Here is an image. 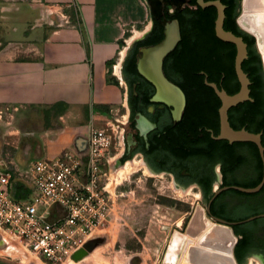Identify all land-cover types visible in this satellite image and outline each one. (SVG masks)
Wrapping results in <instances>:
<instances>
[{"label":"crops","instance_id":"crops-1","mask_svg":"<svg viewBox=\"0 0 264 264\" xmlns=\"http://www.w3.org/2000/svg\"><path fill=\"white\" fill-rule=\"evenodd\" d=\"M152 24L149 0H0V118L26 121L39 110L45 120V108L66 107L28 132L23 154L85 152L91 123L112 131L108 116L127 103L126 54Z\"/></svg>","mask_w":264,"mask_h":264},{"label":"trees","instance_id":"trees-1","mask_svg":"<svg viewBox=\"0 0 264 264\" xmlns=\"http://www.w3.org/2000/svg\"><path fill=\"white\" fill-rule=\"evenodd\" d=\"M222 1L229 4L226 9L225 28L242 35L248 43V57L243 61L242 66L251 79L250 96L252 99L232 106L229 110L230 121L235 128L245 127L254 132H261L264 144V68L262 57L256 47L255 36L244 31L237 23L239 0ZM174 5H176L174 11H170L171 6ZM151 9L154 20L153 28L143 38L135 41L123 64V75L128 83L130 101L133 102V97H138L142 104L149 101L154 92L153 89L141 88V85L137 88L133 86L142 76L137 68L141 47L160 42L165 36V23L172 18H177L181 25V40L166 56L164 68L169 66L170 70L177 74L178 79L172 75L171 71L166 73L167 77L180 85L187 93L190 107L187 109L186 115L196 114L199 124L206 122L205 114L216 117V121L210 120V125L218 132L221 99L212 86L206 82V75L197 73V71H205L209 81L217 82L221 88H225L229 93L237 92L241 84L235 68L236 45L233 42L224 41L216 35L217 9L215 7L203 8L197 4V0H191L190 4L184 7L183 0H164L162 6L155 7L152 5ZM113 62L114 60L109 61L111 65ZM135 91L138 92L137 96L134 95ZM65 109L66 107L60 108L58 104L45 108L46 124H51L52 118L65 111ZM178 137L179 135L175 137L176 140L179 139ZM252 144L253 151L259 160L256 170L257 177L252 182H241L244 186H255L263 178L264 165L259 148L256 143ZM211 145L214 149H217L216 153L219 151L221 154L226 153L227 155L226 163L223 165L225 175L227 170L232 169L239 161V157L235 154L237 143L230 144L226 140H212ZM228 162H230V166L227 165ZM6 170L11 172L14 196L16 198L30 197L33 192L30 182H27L24 178H17L13 170ZM201 185L205 195L210 199L213 196L212 183L207 179H202ZM232 193L250 198L261 197V200L257 206L252 208L239 204L227 212L225 208L218 209L216 212L218 215L225 216L229 220H241L250 215L264 212V186L260 191L254 193L231 188L219 195L224 196ZM244 209L246 211L243 213ZM261 223V218H255L245 223L241 222L233 225L235 232L239 235L235 252L240 263L245 262L247 256L258 249L253 244L258 241L257 231L264 234Z\"/></svg>","mask_w":264,"mask_h":264},{"label":"rangeland","instance_id":"rangeland-1","mask_svg":"<svg viewBox=\"0 0 264 264\" xmlns=\"http://www.w3.org/2000/svg\"><path fill=\"white\" fill-rule=\"evenodd\" d=\"M129 36L130 33L126 37L131 41L133 37ZM126 50L123 48L121 53ZM121 53H117L116 61H121ZM18 118L10 111L0 118V165L23 179L28 163L40 156L33 154L36 152L23 154L25 144L34 136L28 132L47 124L39 110L26 121ZM108 118L112 127L108 131L114 141L107 165L111 209L105 225L87 238L88 253L82 259L70 258L62 264H162L172 233L184 232L197 204H207L199 186L181 188L175 185L173 173L153 170L139 151L127 152L123 136L129 130L128 103ZM127 159L139 161L130 172L121 170ZM56 213L61 214L62 210L57 209ZM0 257L5 264H48L22 241L1 232ZM251 261L259 264L256 257H251Z\"/></svg>","mask_w":264,"mask_h":264},{"label":"built area","instance_id":"built-area-1","mask_svg":"<svg viewBox=\"0 0 264 264\" xmlns=\"http://www.w3.org/2000/svg\"><path fill=\"white\" fill-rule=\"evenodd\" d=\"M113 147L111 133L91 123L85 152L69 148L29 164L24 179L33 192L27 198L14 196L11 172L0 165V229L48 264L72 258L107 221L111 209L107 165Z\"/></svg>","mask_w":264,"mask_h":264},{"label":"water","instance_id":"water-1","mask_svg":"<svg viewBox=\"0 0 264 264\" xmlns=\"http://www.w3.org/2000/svg\"><path fill=\"white\" fill-rule=\"evenodd\" d=\"M150 1V0H149ZM202 6L214 5L217 8V17L215 20L216 35L228 42H233L237 47V53L235 57V68L240 81V89L235 93H229L226 89H222L216 82H206L214 87L217 94L221 99V105L219 107L220 116V133L218 138H226L231 142L233 141H253L257 144L259 152L264 165V144L262 141V133L254 132L245 127L235 128L229 118V110L232 106L239 104L245 100L252 99L250 96L251 79L248 73L244 70L242 64L248 57V43L245 41L242 35H238L232 30L226 29L224 26L226 18L227 5L222 0H198ZM152 8V2L150 1ZM237 23L244 31L252 34L256 38V47L261 54L263 68H264V0H239L238 5ZM181 40V27L178 19H173L165 25L164 38L155 44L141 47V55L137 62V68L139 72L154 83L156 90L151 100L153 102L166 103L173 107V113L175 118H180L182 111L186 105V95L183 89L170 80L164 71V59L175 48L178 42ZM140 120L148 126L154 124L145 116L141 115ZM133 130L129 128L126 134L123 136L125 147H128L127 135ZM133 151H138L132 149ZM153 170V167H151ZM168 171V170H158ZM173 173V172H171ZM174 174L175 185L179 187H187L197 185L192 182H181ZM245 180V179H244ZM216 186L218 183L215 184ZM198 186V185H197ZM264 186V168L263 178L255 186H243V185H225L222 187L214 188L213 196L210 199L212 201L221 191L229 187H234L244 192H257ZM200 188V186H199ZM201 192L202 189L200 188ZM204 201L208 203V197L202 192ZM228 199L234 201L236 205L243 204L247 208L255 207L259 204L261 197H244L239 194L232 193L228 196ZM247 202V203H246ZM249 202V203H248ZM246 203V204H245ZM201 210L203 213L202 218L199 216L198 224L201 226L209 224L212 221L216 226H223L226 229L222 232H217L214 235L211 234V230L206 235L200 236L199 229L194 230L192 223L197 211ZM246 209L243 210V213ZM200 212V213H201ZM255 218L262 221V229L264 230V212L253 214L241 220H229L224 217L211 214L210 205L205 207L202 204H197L191 220L189 221L186 230H175L170 238L167 253L165 255L163 264H242L238 261L236 256V244L238 236L236 235L233 225L247 222ZM263 218V219H262ZM198 238V240L196 239ZM233 238V246L231 249L227 248V240ZM197 240V241H196ZM176 249V255L169 258L170 249ZM90 248L89 241H86L84 245L78 248L73 254V259H82ZM251 257H256L259 260V264H264V257L260 253H252L247 256L245 264H250Z\"/></svg>","mask_w":264,"mask_h":264},{"label":"flooded vegetation","instance_id":"flooded-vegetation-1","mask_svg":"<svg viewBox=\"0 0 264 264\" xmlns=\"http://www.w3.org/2000/svg\"><path fill=\"white\" fill-rule=\"evenodd\" d=\"M150 1L152 2V5L155 7L156 6L160 7L164 3V0H150ZM190 2L191 0H183V7L189 5ZM224 3L227 5L226 7L227 9L229 7V4L228 2H224ZM197 4L202 6L198 2V0H197ZM172 7L173 9L172 10L170 9V11H174L176 5ZM202 7L207 8V7H215V6L207 5ZM173 19H177V18H172L171 20ZM171 20L167 21L165 25ZM153 25H154V20L150 30L153 28ZM135 41L129 47L127 54L129 53L130 49L133 47ZM164 64H165V59H164ZM164 71L166 74L168 73V71L171 70L168 66L164 68ZM171 73L176 79H178V76H176L177 74H174L172 71ZM197 73L206 75L205 78L208 79V75L205 73V71L200 70L197 71ZM140 85L141 88L143 87L145 89H153L154 90L153 94L155 93L156 87L154 83H152L144 75H142L140 79H138V82L133 84V86L136 88L140 87ZM212 88L214 89V87ZM183 91L185 92L184 89ZM214 91L217 94L215 89ZM137 94L138 92L135 91L134 95L137 96ZM153 94L150 96L149 101H146L142 104L140 103L138 97H133V102H132L130 101L131 99H130L129 87H128L127 103L129 108V119L127 125L129 128L133 130L127 135L128 153L132 152V149L138 150L143 154L148 164L154 169L168 170L170 172H173L176 174L177 179L183 183L185 182L197 183V185L200 186V188L202 189V192H204V189L201 185L202 179H207L212 183V191L216 187H222L225 185H230V186L242 185L241 182H248V181L252 182L253 180L256 179L257 177L256 170L259 160L257 155L253 151L254 148L252 146L253 145L252 143L255 142L253 141L231 142L229 139L226 138H218L217 136L220 133V116L218 117L219 131L216 132L215 128L210 125V120L216 121L217 120L216 117L205 114L204 118L206 119L205 120L206 122H202L199 124L198 116L196 114L190 113L186 115L187 109L190 107V101L188 100V95L186 92H185L186 105L182 111L181 117L178 119L174 117L172 106L162 102H153L151 100ZM141 115H145L154 125L148 126L145 123H143L140 120ZM177 135H179L178 137L179 139L176 140L175 137ZM212 140L213 141L226 140L229 141L230 144H233L235 142L237 143L235 147V154L239 157V161L233 166L232 169H228L225 175L223 173V165L226 163L225 160L227 158L226 157L227 155L226 153L221 154L219 151L218 153H216L217 149H214V147L211 145ZM227 165L230 166L231 165L230 162H228ZM216 183H218L217 186L215 185ZM231 188L235 189L234 187H229L227 189H224L223 191ZM221 192L219 194H221ZM219 194L212 201H210L212 197L208 199V203L205 207L210 205L212 215H217L225 218V216L218 215L216 213L217 210L221 208L222 209L225 208L226 212L231 211L232 207H234L236 203L228 199V196L230 194L224 196H220ZM256 233L258 234V241L254 243L253 246L258 247V249L252 251L250 255L252 253H260L262 257H264V234L260 231L259 232L257 231ZM236 235L238 236L239 239V235L237 233Z\"/></svg>","mask_w":264,"mask_h":264},{"label":"bare ground","instance_id":"bare-ground-1","mask_svg":"<svg viewBox=\"0 0 264 264\" xmlns=\"http://www.w3.org/2000/svg\"><path fill=\"white\" fill-rule=\"evenodd\" d=\"M264 54V53H263ZM139 164V161L138 160H128L123 166H122V168H121V170H124V171H128V172H130L131 170H133L134 169V167L136 166L137 167V165ZM198 213L195 215V218H194V220H193V223H192V228L194 229V230H197V229H199V231H200V236L199 237H202V236H204V235H206V233L207 232H209L210 230L212 231L211 232V234L210 235H214L215 236V234L217 233V232H222L223 230H225L226 228L225 227H223V226H216L215 227V222L214 221H212L211 223H209V224H205V225H203V226H201V228H200V226H199V224H198V220H199V216H201V218H202V212H201V210H198L197 211ZM201 212V213H200ZM197 240H198V238H196ZM196 240V241H197ZM233 241H234V239L233 238H230V239H228L227 240V248H229V249H231L232 248V246H233ZM173 255H176V249H173V247L170 249V252H169V258H171ZM242 264H245V263H242ZM250 264H254L253 263V261H251L250 262Z\"/></svg>","mask_w":264,"mask_h":264}]
</instances>
